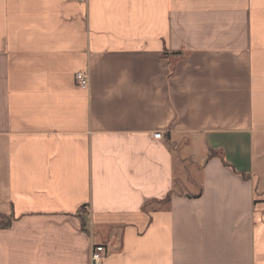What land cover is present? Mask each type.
<instances>
[{"label": "crops", "instance_id": "0c3cea01", "mask_svg": "<svg viewBox=\"0 0 264 264\" xmlns=\"http://www.w3.org/2000/svg\"><path fill=\"white\" fill-rule=\"evenodd\" d=\"M1 218L0 264H264V0H0Z\"/></svg>", "mask_w": 264, "mask_h": 264}, {"label": "built area", "instance_id": "2783aa9c", "mask_svg": "<svg viewBox=\"0 0 264 264\" xmlns=\"http://www.w3.org/2000/svg\"><path fill=\"white\" fill-rule=\"evenodd\" d=\"M77 86L81 89L88 90L90 87L89 72H78L75 76ZM155 139H161L162 133H156ZM106 257V249L103 245H95L91 252V264H102Z\"/></svg>", "mask_w": 264, "mask_h": 264}, {"label": "trees", "instance_id": "16d2710c", "mask_svg": "<svg viewBox=\"0 0 264 264\" xmlns=\"http://www.w3.org/2000/svg\"><path fill=\"white\" fill-rule=\"evenodd\" d=\"M11 220L8 219H0V228H6L10 225Z\"/></svg>", "mask_w": 264, "mask_h": 264}]
</instances>
